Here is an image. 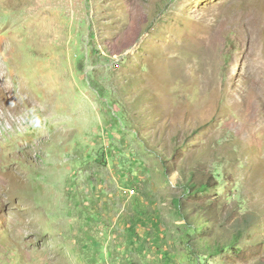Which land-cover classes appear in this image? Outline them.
I'll use <instances>...</instances> for the list:
<instances>
[{
	"label": "rangeland",
	"instance_id": "374dc122",
	"mask_svg": "<svg viewBox=\"0 0 264 264\" xmlns=\"http://www.w3.org/2000/svg\"><path fill=\"white\" fill-rule=\"evenodd\" d=\"M0 74V264H264V0H0Z\"/></svg>",
	"mask_w": 264,
	"mask_h": 264
},
{
	"label": "trees",
	"instance_id": "16d2710c",
	"mask_svg": "<svg viewBox=\"0 0 264 264\" xmlns=\"http://www.w3.org/2000/svg\"><path fill=\"white\" fill-rule=\"evenodd\" d=\"M168 166L171 167L173 166V164L170 162L168 163ZM181 176H182L181 178H182L183 189L185 191H188L191 195L197 194V193L203 194L204 192L208 190V188L210 187V184H211V187L216 186V184L214 183V181H212L211 178H208V180L204 183L199 182L197 179H195L196 173L193 171L191 173H188V175L181 172ZM174 203L176 205H179V200H176ZM194 210L196 213H198L199 211H202L205 214L208 213V211H205L202 208H196ZM188 220L191 226V231L200 232L201 237H202L201 242L199 243L200 245L192 246V250H194L195 248H202V250H204L202 252H206L205 253L206 255H204V258H211V255L222 254L227 249H233L235 246L236 240L239 238V235H240L238 233V235L234 236L232 239L228 240L227 242L220 240L218 237H211L210 238L211 240L207 241L204 239L205 235L203 234L202 228L206 226L207 228L210 227V229H212L211 226L213 227L214 225L213 221L204 219L203 223L200 224L199 222H196L195 219H193V217ZM206 220L208 222L210 221L209 224L211 226L206 225L208 224ZM205 260L203 261L205 262Z\"/></svg>",
	"mask_w": 264,
	"mask_h": 264
},
{
	"label": "bare ground",
	"instance_id": "6f19581e",
	"mask_svg": "<svg viewBox=\"0 0 264 264\" xmlns=\"http://www.w3.org/2000/svg\"><path fill=\"white\" fill-rule=\"evenodd\" d=\"M5 67V66H4ZM5 72V71H4ZM1 75V74H0ZM3 76V75H2ZM1 76V77H2ZM3 78V79H2ZM0 78V85L3 86L5 84L4 77ZM5 86V85H4ZM8 88V87H7ZM10 94V93H9ZM38 109V108H37ZM43 131V130H42Z\"/></svg>",
	"mask_w": 264,
	"mask_h": 264
}]
</instances>
